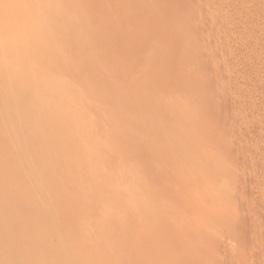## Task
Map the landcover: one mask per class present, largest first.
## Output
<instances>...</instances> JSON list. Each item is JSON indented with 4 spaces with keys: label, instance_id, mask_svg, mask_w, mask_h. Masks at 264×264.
<instances>
[{
    "label": "bare ground",
    "instance_id": "bare-ground-1",
    "mask_svg": "<svg viewBox=\"0 0 264 264\" xmlns=\"http://www.w3.org/2000/svg\"><path fill=\"white\" fill-rule=\"evenodd\" d=\"M109 2L112 3L111 0ZM141 3L142 1L136 3V6L139 7ZM180 3L192 11L187 8V13L186 8L181 5L186 15L183 13V16H177L181 18H178L180 22H194V16L198 18L196 24L191 23L194 28L203 16L206 17L203 25L208 22L209 12H205L207 9L202 12L203 7H198L202 12L199 11L200 16L205 12L199 18L198 4L195 5L194 0L191 3L190 0ZM103 4L105 0L96 2L92 4L94 7L91 5V9L85 0H0V264H203L206 258H215L224 251L226 253L228 243L232 245L237 240L235 235L238 237L240 234L239 226L235 227L236 231L233 233L230 223L235 221L237 225L243 224V208L240 205L244 204L246 197L242 187L245 182L244 169L240 166L243 163L232 165H236V168L229 172L231 166L226 170L229 163L232 164L230 154H227L229 150L224 153L225 149L222 147L224 151L219 152L221 149H217V152L215 147L213 152L209 151L210 147H220L218 141L213 139L216 129L203 132L204 129L200 128L205 125L206 122L202 121L210 116V110H205L204 106L202 113L198 109L200 106H195L191 98L195 99V93L198 92L205 96V101L211 107L223 104L226 109L223 111L229 112L232 109L241 126L250 121L249 118V121L245 119L247 117L240 109V104L244 103L242 95L249 92V88L256 90L257 93H251L252 100L250 98L249 102H245L263 107L264 80L259 75L255 79L252 76H242L241 73L238 75L236 69V72L233 71L235 62L233 65L224 64L227 61L224 55L231 56L233 48H238L240 44L235 45L236 47L232 45L227 54L222 53L223 57L221 53L220 58L217 54L214 55L219 58L217 63L216 57H211L213 54H209L206 61H197L199 52L194 51L197 44L187 32L192 31L196 36L195 29L202 24L200 22L194 30L190 24L184 25L181 22L184 28L190 27L191 30L187 31L178 25V20L176 25L173 24L174 21L171 22L174 27L178 25L179 31L183 28L184 34L189 35L184 37L180 33V36L185 39L191 37L188 39L190 42L186 41L187 44L194 43V52H190V56L187 55L186 58L185 55L183 58L179 56L177 60H173V56L165 57L170 44V47L175 45L181 48L185 41L183 42L184 38L179 36L178 31L179 39L183 38L182 42L178 43L180 45H172V39L177 38L175 33L178 29L174 28V31L171 24L170 28L174 32L170 30L167 38L172 33L175 38H170L172 43L169 41L168 45L167 42H161L160 45L159 41L165 37L164 32L168 27L161 23L164 27L161 26L160 29L165 30H155L164 35H160L158 42L149 41L148 38L147 43H138L141 39L138 41L130 38L135 43L137 52L120 59L121 54L119 57L118 53L106 50V45L120 40L113 41L104 35L119 30L123 25L127 31L136 24L138 17L135 18L134 15L125 20V14L121 15L115 10L117 14L108 17L111 18L109 25L94 26L92 17L95 15L88 16L83 10L100 9L105 7ZM161 11L163 13V9ZM209 18L212 19L211 22H219L220 19L217 15ZM73 28L76 30L71 32ZM200 28L204 30V27H199L197 32ZM94 36L98 38L96 46L94 43H87ZM156 36L157 34L155 39L158 38ZM72 39L78 42L75 46L84 51L81 50V55L85 53V57L71 53L69 50L72 48L64 45L66 40ZM154 42L157 45H152ZM187 44L183 47L185 50L192 45ZM202 46L200 45L203 50L209 45ZM224 46L227 50L231 45ZM146 47L157 48L159 52H154L155 49L146 52ZM161 48L167 49L164 51ZM202 52L199 54L202 55ZM175 54L178 56L179 52ZM70 60L72 62L69 63ZM107 65L114 70V77L102 70ZM128 69L130 78L123 76ZM238 76L242 77L237 78ZM236 78L238 85H234L240 88L237 91L240 95L231 91ZM225 88L228 91L225 93L224 90L222 94L220 90ZM210 93L216 95L211 96ZM194 94L195 97L192 96ZM203 100L204 98L201 99ZM136 101L143 103L134 105ZM205 101L203 102L207 103ZM97 102L102 106L94 105ZM227 106L230 108H226ZM121 111L128 118L140 116V119L137 122L133 118L129 121L126 117L119 119L117 114ZM260 117H257L256 122H252L250 117V129H254L256 123H261L264 113ZM219 118L214 119L216 121ZM132 122L138 126L150 125L154 129L148 132L146 127L136 128ZM121 126H126L124 129H127L130 139L135 140L133 142L138 146L136 143L129 145L133 151L119 150L120 155L112 163L111 159L102 158L106 155L103 149L111 150L119 142L121 144V141H126L115 139L117 134L114 135V130L117 128L118 131ZM234 126H231L230 133L233 128L237 130ZM222 128L224 130V126ZM220 129L218 128L221 134ZM241 133L243 134L238 130L231 134L229 140L234 147L242 140ZM126 144L128 146V140ZM228 148L232 151L231 146ZM134 155H146L147 160L144 163L138 162L139 160L133 162V159V163L128 166L126 163V166H121L124 159ZM149 162L154 167L144 169ZM262 162L264 166V160ZM232 172L236 173V177ZM158 173L165 177L157 178ZM178 186L183 188L179 187L178 190ZM181 202H187L186 206ZM49 215L52 217L46 220ZM165 223L166 227L162 225ZM161 245L166 247L162 249ZM220 259L213 263L211 259L208 264H232V261L226 263L227 261L222 262ZM240 262L239 259L236 263Z\"/></svg>",
    "mask_w": 264,
    "mask_h": 264
},
{
    "label": "rangeland",
    "instance_id": "rangeland-1",
    "mask_svg": "<svg viewBox=\"0 0 264 264\" xmlns=\"http://www.w3.org/2000/svg\"><path fill=\"white\" fill-rule=\"evenodd\" d=\"M95 1V2H94ZM99 1H103V0H85V2H86V4H87V6H88V8H89V6L91 7V5L92 4H94V3H96V2H99ZM110 0H105V4H103L105 7H103L102 6V8H94V10H90V9H86V10H83V13L84 14H87L88 16H93V15H95V16H93L92 18H93V22H92V25H94V26H97V27H100V26H106V25H109V23H111L110 22V20H111V18H108V17H110L111 16V14H117L118 12L121 14V15H123V14H125V16L123 15V17H124V19L126 20L127 18H130V17H134V15H135V18L136 17H138L139 19H140V21H139V19L137 18V22H136V24H134L130 29H128V30H130V31H128V32H130V33H128L127 31H126V29L127 28H125L126 26L125 25H123V26H121L120 28H119V30H117V31H115V32H113V31H110L108 34H106V35H104V37H107V38H112L113 39V41L114 40H120L119 42H117V43H115L114 44V42H113V44H112V42H111V44L112 45H110L109 44V46L108 45H106V50H108V51H110V52H112V51H114V53H118L119 54V57H120V54H121V56L122 57H120V59H123V58H128L130 55L129 54H133V53H135V52H137V49H136V46H134L135 45V43H133V41L130 39V38H134V39H136V40H138L139 41V39H141L140 41H142V42H138V43H143V42H145V43H147V41L149 40V41H151V40H154V41H156V42H158L159 41V39H161V38H159V37H161V36H164V35H162V34H158L157 33V31L155 32V30H157V29H159L160 31L161 30H165V29H160L161 28V26H162V28L164 27V26H166V25H168V27L166 28L167 30V32L165 31L164 33H166L165 34V37H163L160 41H159V44L161 43V42H163V43H165V42H167V44L166 45H168V42L170 41L171 42V39L172 38H175V35L177 34V32L179 31V27H178V25L179 26H183V28L185 27L184 25H187V24H190L189 26L191 27V26H193V30L195 29V28H197L198 26L197 25H200V23H202L199 27H204V30H202L201 28H200V31L199 32H197V29H199V27L197 28V29H195V31L198 33H196L195 32V35L196 36H194V32H192V31H189V32H187V34H189V35H191V36H193L192 38H194V43L195 44H197L196 45V49L194 50V43L192 44V42L191 43H189V44H192V45H190V47H187V49L185 50L184 48H185V46H186V44H187V40L188 39H190V38H188V39H185L184 37H188L189 35H185L184 34V32L182 31V29H181V31H179L178 33H179V36H180V33L184 36H182L183 38V42L185 41V43H184V46L182 45V46H180L181 48H179V46H171L170 47V42H169V47H168V49L167 48H165V49H167L168 50V52H166V54H165V57H175L173 60H177L178 58H180L179 56H182V58H183V56L185 55V58H186V56L187 55H189L190 56V54L191 53H193L194 51L195 52H199L200 53V51H203L202 53L205 55V53H206V55L204 56L203 54V56L201 55V54H199V53H197V61H199V62H202V61H206V58H208V56H209V54H210V56L213 58V56L214 55H218V57L220 58V53L222 54L223 52H224V54H227V52H229V48H231L232 47V45H238V44H240V46L238 45V48H233V51L232 52H234V53H232L231 54V56H228L227 57V55H224L226 58H225V60L227 59V61H225L224 62V64H227V65H233V63H234V67H233V71H235L236 72V70H237V72H238V75H240L239 73H241V75L242 76H247V77H250V76H252L253 77V79H255V77L257 78V76L259 75V78L260 79H262V80H264V0H207V1H212L211 2V4L209 3V2H207L206 0H202V3H201V0H198V2H197V0H196V2H195V0H194V4L195 5H197V9H198V7L199 8H201V7H203V8H201V11L203 12V11H205L206 9V11L205 12H209V14H210V16L209 17H211V16H213V15H217V18L218 17H220V19H219V22L217 23L216 21H213V22H211L212 21V19L211 18H209V17H207L209 20H208V22H206V24H204L203 25V22H204V19L206 18L205 16H203L201 19H199L198 20V24L195 26V28H194V25H192L193 23L194 24H196L197 23V17H193V18H196V19H194V20H196V21H194V22H191V23H188V22H190V21H186L187 23H185V22H183L182 20H181V22H183L184 23V25H183V23L182 24H180L181 22L179 21V19H181V18H179V17H181L180 16V14L183 16V13H184V15H186V13H185V11L187 12V8L185 7V6H187V4H186V2H184L185 4V6L184 5H182L183 3H180V2H183V1H186V0H182V1H180V0H149V3H148V1L147 0H144L145 1V3H144V1L143 0H139L140 2L142 1V3H144V4H139V7H138V5L136 6V3H140L138 0H136V2H135V0H114V2H113V0H111V2L112 3H110L109 2ZM119 1V2H118ZM122 1V2H121ZM129 3H128V2ZM133 1V2H132ZM138 1V2H137ZM157 1V2H156ZM180 1V2H179ZM188 1V0H187ZM203 1L205 2L204 4H203ZM126 2V3H125ZM163 2V3H162ZM169 2H171V4L169 3ZM176 2V3H175ZM191 2H193V0H190V3ZM217 2V3H216ZM117 4V6H116V4ZM119 3V4H118ZM127 4V5H124V4ZM131 3V4H130ZM154 4V5H152V4ZM166 3H168L167 5H166ZM174 3V4H173ZM197 3V4H196ZM209 3V4H208ZM122 4V5H121ZM129 4V5H128ZM134 4V5H133ZM157 4H159V5H157ZM199 4L200 5H202V6H199ZM207 4V5H206ZM217 4V5H216ZM120 5V6H119ZM132 5V6H131ZM143 7H142V6ZM163 5V6H162ZM173 5V6H172ZM174 5H175V7H174ZM181 5L182 6H184L186 9H185V11H184V7H181ZM208 5H210V6H208ZM212 5V6H211ZM121 6H122V8H121ZM135 6V7H134ZM155 6V7H154ZM159 6V7H158ZM205 6H207L206 8H205ZM92 7H94L93 5H92ZM92 7H91V9H92ZM126 9H125V8ZM132 7V8H131ZM140 7H141V9H140ZM156 7H158V8H156ZM163 7V8H162ZM168 7H169V9H168ZM215 7V8H214ZM72 8V7H71ZM119 8H121V10L119 11ZM155 8H156V10H155ZM140 9V10H139ZM154 9V10H153ZM158 9H160L159 10V12H157L158 11ZM163 9V13H162V10ZM165 9V10H164ZM171 9V10H170ZM173 9V10H172ZM177 9H178V11H177ZM188 9H190V8H188ZM72 10V9H71ZM73 10H76V9H74L73 8ZM72 10V11H73ZM96 10V11H95ZM115 10H116V12H115ZM125 10V11H124ZM182 10H183V12H182ZM216 10H217V12H216ZM71 11V12H72ZM91 11V12H90ZM124 11V12H123ZM137 11V12H136ZM161 11V12H160ZM170 11V14L168 13ZM173 13H172V12ZM190 11H191V9H190ZM199 9H198V13H197V15L199 14ZM200 11V12H201ZM210 11H211V13H210ZM215 13H213V12ZM74 12V11H73ZM142 12V13H141ZM149 12V13H148ZM175 12V13H174ZM192 12V11H191ZM201 12V13H202ZM205 12H204V14H201V16L202 15H205ZM89 13V14H88ZM93 13V14H92ZM139 13V14H138ZM154 13L156 14V15H154ZM188 13V12H187ZM190 13V12H189ZM149 14V15H148ZM168 14V15H167ZM222 14V15H221ZM142 15V16H141ZM144 15L145 16H147L148 15V17H144ZM160 15V16H159ZM164 16V18H160V17H163ZM196 15V16H197ZM226 15H228L227 16V18H226ZM168 16V17H167ZM177 16H179V17H177ZM189 16V15H188ZM188 16L186 17V19L188 18ZM200 16V14L198 15V17L200 18L201 17ZM206 16H208L207 14H206ZM221 16H222V20H221ZM230 16H232V17H230ZM105 17V18H104ZM151 17V18H150ZM169 20V21H167V19ZM185 17V16H184ZM205 17V18H204ZM95 18V19H94ZM150 18V19H149ZM157 18V19H156ZM173 18V19H172ZM176 18V19H175ZM179 18V19H178ZM192 18V17H191ZM192 18V19H193ZM143 19V20H142ZM149 19V21H147ZM161 21H159V20ZM162 19V20H161ZM165 19V20H164ZM170 19H172V20H170ZM185 19V20H186ZM189 19H190V17H189ZM192 19H191V21H192ZM228 19V20H227ZM97 20V21H96ZM106 20H107V22H106ZM164 20V21H163ZM179 21V23H178V25H177V27H174L173 26V24H175V22L176 21ZM202 20V21H201ZM138 21H139V24H138ZM163 21V22H162ZM174 21V23L172 24L171 22H173ZM207 21V20H206ZM224 21V22H223ZM109 22V23H108ZM150 22H152L151 24H150ZM154 22V23H153ZM200 22V23H199ZM222 22V23H221ZM145 23V24H144ZM146 23H148V24H146ZM161 23H163V25L161 24ZM167 23H170V25L169 24H167ZM177 23V22H176ZM205 23V22H204ZM138 24V25H137ZM143 26H142V25ZM161 24V25H160ZM171 24H172V29L175 31V29L174 28H177L178 30H176V33H175V35H174V33H172L174 36L173 37H171L172 36V34H169V37L167 38V36H168V33H171V31H172V29L170 28L171 27ZM217 24V25H216ZM227 24V25H226ZM136 25V26H135ZM151 25H152V27L154 26V28H152L151 27ZM159 25V26H158ZM176 25V24H175ZM207 25V26H206ZM206 26V27H205ZM158 27V28H157ZM186 27H188V26H186ZM190 27H188L189 29H187V28H184L183 30H191L190 29ZM210 29H208V28ZM211 27V28H210ZM227 27V28H226ZM192 28V27H191ZM123 29V30H122ZM219 29V30H218ZM74 30H76V28L74 29H72L71 30V32L72 31H74ZM134 30V31H133ZM144 30H147V31H145L144 32ZM152 30V31H151ZM154 30V31H153ZM171 30V31H170ZM214 30V31H213ZM123 31V32H122ZM159 31V33H163V32H160ZM170 31V32H169ZM174 31H172V32H174ZM185 31V32H186ZM71 32H69V33H71ZM132 32V33H131ZM134 32H137V33H134ZM149 32V33H148ZM126 33H128V34H126ZM145 33V34H144ZM193 35H192V34ZM130 34V35H129ZM137 34H139L138 36H137ZM141 34V35H140ZM150 34V35H149ZM153 34V35H152ZM157 34V36H156V38L158 39H155V35ZM204 34H205V36H204ZM147 35H149V36H147ZM159 35V36H158ZM161 35V36H160ZM200 35V36H199ZM109 36V37H108ZM127 36V37H126ZM143 36V37H142ZM179 36H178V34L176 35V39H172V41H173V43H172V45L174 44V43H179L180 42V44H181V42H182V39L180 40L179 39ZM180 36V37H181ZM204 36V37H203ZM95 37V36H94ZM93 37V39H95V40H91V41H88L87 43H90V45L91 44H93V45H95V43H97V41H98V38H94ZM117 37V38H116ZM129 37V38H128ZM150 37H152V39L150 38ZM125 38V39H124ZM149 38V39H148ZM154 38V39H153ZM166 39V41H165V39ZM171 38V39H170ZM91 39V38H90ZM89 39V40H90ZM145 39V40H144ZM148 39V40H147ZM167 39H168V41H167ZM178 39L180 40V41H178ZM200 39V40H199ZM162 40H164V41H162ZM175 40H177V42L175 41ZM67 42H65V44L64 45H66L67 44V47L69 46L70 48H72L71 50H69L71 53H74L75 55H77V56H79L80 57V55L81 54H83V53H81V50L82 49H80L79 50V47L78 48H76V42L77 41H75V40H66ZM94 41V42H93ZM175 41V42H174ZM189 41V40H188ZM192 41V40H191ZM196 41V42H195ZM204 41H205V43H204ZM237 41V42H236ZM130 42H131V45H130ZM156 42H154V44H152V45H157V43ZM190 42V41H189ZM202 43V44H200V43ZM208 42V43H207ZM217 42V43H216ZM242 42H243V44H242ZM74 43V44H73ZM78 43V42H77ZM86 43V44H87ZM156 43V44H155ZM221 43V44H220ZM235 43V44H234ZM180 44H178V45H180ZM189 44H187L188 46H189ZM209 45L208 47L210 48H203V50L201 49L202 47H204V46H202V45ZM213 44V45H212ZM218 44V45H217ZM242 44V45H241ZM70 45H72V47L70 46ZM151 45V47H153ZM160 45H162V44H160ZM200 45L202 46V47H200ZM217 45V46H216ZM224 45H228V46H230V47H227V50H226V47L224 46ZM73 46H75V48H73ZM96 46V45H95ZM211 46H213V47H211ZM220 46H222V47H220ZM233 46V47H234ZM68 47V48H69ZM135 47V48H134ZM149 48L148 49V47H146V48H144V50L147 52L148 50H149V52H152L154 49V52H159L158 51V49L157 48ZM179 49H178V48ZM184 47V48H183ZM193 47V48H192ZM220 47V48H219ZM236 47V46H235ZM159 48V47H158ZM197 48H199V49H197ZM153 49V50H152ZM160 49V48H159ZM161 49H163V48H161ZM165 49H163L164 51H165ZM192 49L194 50V51H192ZM215 49V50H214ZM218 49V50H217ZM222 49V50H221ZM234 49H236V50H234ZM132 50H134V52L132 51ZM136 50V51H135ZM143 50V53H145V51ZM166 50V51H167ZM225 50V51H224ZM126 51H128L127 52V54H126ZM162 50H160V52H161ZM183 51V53H180V52H182ZM184 51H188V52H184ZM213 51V52H212ZM82 52H84L83 50H82ZM171 52H172V54H171ZM175 52L176 53H178L179 52V54H178V56H177V54H175ZM191 52V53H190ZM205 52V53H204ZM186 53V54H185ZM207 53H208V55H207ZM168 54H169V56H168ZM182 54V55H181ZM124 55H127L128 57H126V56H124ZM216 55V56H217ZM82 56H84L85 57V53H84V55H81V57ZM124 56V57H123ZM216 56H214V57H216ZM222 57H223V54L221 55ZM237 56V57H236ZM172 57V58H173ZM188 57V56H187ZM201 57V58H200ZM218 57H216V63H217V61H218ZM236 58V59H235ZM118 60H120L119 58H117ZM211 59V58H210ZM118 60H116V61H118ZM208 60V59H207ZM70 62H72L71 60L69 61V63ZM68 63V62H67ZM218 63H220V62H218ZM219 65V64H218ZM221 65V64H220ZM133 66V64L130 66V68ZM105 67H107L105 70L104 69H102L104 72H106V74L107 75H109V76H111V77H114V72H112V71H114L113 69H112V67H110V66H105ZM258 68V69H257ZM236 69V70H235ZM108 70H110V71H108ZM112 72V73H111ZM110 73V74H109ZM254 74V75H253ZM113 75V76H112ZM129 76V78H130V76H131V73H130V70L128 69V70H126V71H124V73H123V76ZM263 75V76H262ZM242 76H238L237 78H241ZM234 79L235 81L237 80L238 81V79ZM98 78H96V80H97ZM93 80H95V78L93 79ZM261 80V81H262ZM235 81H233L234 83H233V86H234V88L235 89H237V90H235L234 88H233V86H232V88H231V91L233 92V93H237V95H240V94H238L239 92H237L238 91V89H240V88H237L236 86L238 85V83H237V81L235 82ZM234 84H237V85H234ZM207 88H209L210 89V87H207ZM209 89H208V91H209ZM250 90H248L249 92H246L245 93V95L243 94L242 95V97H243V100H244V103H241V104H244V105H241L240 104V106L242 107V108H240L239 107V105L237 106L238 107V109L240 108L241 109V111L242 112H244V113H242V114H244V116L245 117H247V118H245V119H250V121H252V122H256L257 120V117H260V115H262V113H264V106L263 107H260L259 105H254V104H251V103H246V102H249V99L251 98V97H253V96H251V93H254V92H256V90L254 91V89H251V88H249ZM225 90V91H224ZM233 90H235V91H233ZM253 90V91H252ZM170 91V90H169ZM221 91V93L223 94V91L225 92V93H227V91H228V88L226 89H221L220 90ZM240 91V90H239ZM258 91V90H257ZM104 91H102V93H103ZM105 94L107 93L106 91L104 92ZM198 93V92H197ZM195 93L196 94V97H195V94L194 95H192L193 97H195V99H193V98H191L190 96V98H191V101H193L194 102V104H195V106L196 105H199L200 107L198 108L202 113L204 112V109L205 110H210V116H208L207 117V119L206 120H208V119H210V121L208 120V122L205 120H203L202 122H206V123H201V125H204V126H201L200 128L203 130V132H207V131H210L211 132V130L213 129V130H215V132L216 133H214V140L215 141H218L217 143H219L220 144V147L219 148H217V146H213V148L212 147H210L209 148V151L211 152H213V150L215 149V147H216V149H215V151H217L218 152V150H220L219 152H223L224 151V149H225V151H224V153L227 151V150H229V152L227 151V154H230V158H231V161H232V164L231 163H229L230 165L226 168V170L230 167V169L228 170L229 172H231L232 170H233V168L235 167L236 168V165L233 167L232 165H234V164H237L238 162H240V163H243V164H240V166H243V168L242 169H244L243 170V173H244V180H245V182H244V186H242L243 188H244V190H245V195L244 196H246V197H244V201H243V203L244 204H240L241 206H242V208L243 209H241V211H242V222H243V224H240V225H237V222H235V221H232L230 224H231V227H232V229H233V233H234V231H236V228L235 227H237V226H239V230H241L240 231V234H239V236L237 237V235H235L236 236V239L237 240H235L234 242H232V245H231V243H228L229 244V249H227L228 250V252H227V250H226V253H225V251L223 252V253H220L219 254V256H217V257H209L208 259L206 258V260H204V262H203V264H206V262H207V264L208 263H210L211 261V263H213V262H217L216 260H218V259H220V261H227L226 263H231V261H232V264H264V189H262V188H264V187H262L263 185H264V166H262V161L264 160V119H259L260 121H261V123L259 122V124H257L256 123V125L254 126V127H252V128H254V129H250V126L252 125H249V123H252V122H250L249 121V119H248V123H243V124H241V126L238 124L239 123V119L237 118V117H235L234 116V114L232 113V109H230L229 110V112H228V110L227 111H223V110H226V109H224V107L225 106H223V104H219V105H217L216 104V107H214V106H210V104L207 102V101H205V100H207V99H205V96L203 95L202 96V94L200 95V93ZM257 93V92H256ZM199 95V96H198ZM210 95L212 96V95H216V94H214V93H210ZM249 95V96H248ZM207 97V96H206ZM209 97V96H208ZM207 97V98H208ZM190 98H188V99H190ZM199 98H200V100H199ZM202 98H204V100L203 101H205V102H207V103H204L203 101H201V99ZM196 100V101H195ZM251 100H252V98H251ZM190 101V100H189ZM201 101V103H199V102ZM246 101V102H245ZM140 102V103H139ZM136 101V102H134V105H140L141 103H143V102H141V101ZM198 104H197V103ZM203 103V104H202ZM246 103V104H245ZM97 104V107H98V105L100 106L101 104L100 103H94V105H96ZM202 104V105H201ZM209 104V105H208ZM249 104H251V105H249ZM120 105V104H119ZM208 105V109H206V106ZM221 105V106H220ZM254 105V106H253ZM102 106V105H101ZM202 106V107H201ZM205 106V107H204ZM219 106V107H218ZM203 107H204V109H203ZM223 107V108H222ZM229 106H227L226 108H228ZM236 107V108H237ZM212 110H211V109ZM230 108V107H229ZM202 109V110H201ZM215 109V110H214ZM218 109V110H217ZM259 110H260V112H259ZM198 112V113H201V112ZM216 111V112H215ZM250 111V112H249ZM123 111H121L120 113H118L117 115H118V118L120 119L121 117H126V115L124 116V114L122 113ZM212 112V113H211ZM227 112V113H226ZM234 112V111H233ZM262 112V113H261ZM230 113H232V114H230ZM245 113H248V114H245ZM120 114H121V116H120ZM215 114H217V115H215ZM220 114V115H219ZM215 115V116H214ZM219 115V116H218ZM227 115V116H226ZM89 116V115H88ZM226 116V117H225ZM235 117V118H233V117ZM253 116V117H252ZM117 117V116H116ZM116 117L114 118V119H116ZM140 116H136V117H132L133 118V121H138L140 118H139ZM216 117L217 118H219V119H217L216 121H215V119H216ZM252 118V120H251V118ZM127 119H128V121L129 120H131L132 118L130 117V118H128V117H126ZM125 118V119H126ZM213 118V119H212ZM215 118V119H214ZM227 118V119H226ZM254 118H255V120H254ZM261 118V117H260ZM262 118H264V117H262ZM122 119H124V118H122ZM222 119H224V120H222ZM234 121H233V120ZM112 119H110V121H111ZM228 120V121H227ZM231 120V121H230ZM235 120H236V122H235ZM122 121H124V120H122ZM127 121V120H126ZM214 121V122H213ZM217 122H219L220 124H218ZM221 122H223L224 124H222ZM234 123V125L235 124H237V125H232L233 123ZM238 122V123H237ZM134 123L132 122V125H133ZM148 124V123H147ZM218 124V125H217ZM135 126H136V128L138 127H140V128H142V126L144 125V124H139V126L138 125H136V124H134ZM149 125V124H148ZM214 125V126H213ZM221 125H223L224 126V130H223V126H221ZM217 126V127H216ZM228 126V127H227ZM234 126V127H236V131H235V129L233 128V132L232 133H234V132H238V130L239 131H242L243 132V134L241 133V135L243 136H241L242 137V140H243V142H242V140H240L239 142H238V146L235 144V147H234V144L232 143V141H230L229 139H230V137H232V133H230L231 131H232V127ZM122 128H118V131H117V128H116V130H114V135H116L117 134V136H115L116 138L115 139H119L120 138V140H126V141H124V142H126L127 143V140H128V142H129V144H128V146H127V144L126 143H124L123 141H121V144H120V142H119V145H115L113 148H111V150H110V148L108 149V148H104L103 150L105 151V153H106V155L104 154L103 156L105 157H103L102 156V158L103 159H111V162L112 163H114V162H116V160L114 159V158H116L118 155H120V151L119 150H121V149H127V151H133L132 150V148H130L129 147V145L130 146H133V145H135V143L133 142V141H135V140H132V139H130L131 138V136H129V133H127V129H124L126 126H121ZM133 127V126H132ZM146 127V128H145ZM143 126V128H145V130L146 131H148V132H152L153 131V129L154 128H151V127H153V126ZM148 127V128H147ZM149 127H150V129H149ZM220 127H221V129H220ZM230 127V128H229ZM240 127V128H239ZM139 128V129H140ZM218 128L220 129V130H222L221 132V134H220V132H219V130H218ZM245 128V129H244ZM148 129V130H147ZM152 129V130H151ZM207 129V130H206ZM211 129V130H210ZM229 129V130H228ZM242 129V130H241ZM249 129V130H248ZM126 130V131H125ZM136 130H138V129H136ZM245 130V131H244ZM117 131V132H116ZM219 133H218V132ZM226 132L225 134H223L224 132ZM230 131V132H229ZM126 132V133H125ZM129 132V131H128ZM214 132V131H213ZM229 133V135H226V134H228ZM256 133V134H255ZM220 134V135H219ZM232 134V135H231ZM262 134V135H261ZM128 135V136H127ZM219 135V136H218ZM231 135V136H230ZM246 135V136H245ZM248 135V136H247ZM263 136V137H261V136ZM125 136V138L123 139L122 137H124ZM127 136V137H126ZM222 136H223V138H222ZM128 137H129V139H128ZM216 137V138H215ZM217 137H218V139H217ZM220 137V138H219ZM226 137V138H225ZM253 138V139H251V138ZM258 138V139H257ZM260 138V139H259ZM220 139V140H219ZM221 139L224 141V143H223V141H221ZM130 140V141H129ZM254 140V141H253ZM257 140V141H256ZM229 141V142H228ZM123 142V143H122ZM131 142H133V144H130ZM247 142H248V144H247ZM252 142H254V143H252ZM243 143V144H242ZM229 144H231V145H229ZM253 146H252V145ZM258 144V145H257ZM262 144V145H261ZM125 145L127 146V147H125ZM136 145H137V143H136ZM225 145H229L228 147H230L231 146V150L232 151H230V149L227 147V146H225ZM242 145V146H241ZM138 146V145H137ZM139 146H142V144L141 145H139ZM219 146V145H218ZM233 146V147H232ZM246 146V147H245ZM259 146V147H258ZM262 147V149H261V147ZM116 147H118L119 149H117ZM125 147V148H124ZM135 147V146H134ZM224 149H223V148ZM130 148V149H129ZM228 148V149H227ZM232 148H234V149H232ZM245 148V149H244ZM256 148V149H255ZM106 149V150H105ZM107 149H108V151H107ZM113 149V150H112ZM116 149H117V151H116ZM218 149V150H217ZM102 150V151H103ZM115 150V151H114ZM244 150V151H243ZM261 150V152H259ZM239 153H238V152ZM243 151V152H242ZM114 152V153H113ZM115 152H116V154H115ZM121 152H122V150H121ZM108 153V154H107ZM261 153V154H260ZM111 154L113 155V156H111ZM242 154V155H241ZM244 154V155H243ZM263 155V156H262ZM110 156V157H109ZM241 156V157H240ZM262 156V157H261ZM133 157V158H132ZM138 157V156H137ZM137 157H135V155L134 156H129V158H126V159H124L122 162H121V166H126V164H127V166L130 164V163H133L134 161H137V160H139L138 162H144V161H146L147 160V157H146V155H140L139 157H138V159H137ZM136 158V159H135ZM245 158V159H244ZM252 158H253V160H252ZM257 158V159H256ZM263 158V159H262ZM128 159H130V160H128ZM134 159V160H133ZM247 159V160H246ZM252 160V162H251V160ZM132 160H133V162H132ZM130 161V162H129ZM237 161V162H236ZM245 161V162H244ZM256 161V162H255ZM128 162V163H127ZM126 163V164H125ZM145 163V162H144ZM246 163V164H245ZM248 163V164H247ZM257 163V164H256ZM259 164V165H258ZM261 164V165H260ZM145 165H147V166H144V169H151V168H153L154 166H153V163H151V165H150V162H149V164L148 163H146ZM244 165H246V166H244ZM153 166V167H152ZM262 166V167H261ZM250 167V168H249ZM257 167V168H256ZM232 169V170H231ZM255 169V170H254ZM257 169H258V171H257ZM226 170H225V172H226ZM235 171V170H234ZM255 171V172H254ZM233 173V172H232ZM231 173V174H232ZM256 173V174H255ZM159 174V175H158ZM157 175H156V177L158 178H163V177H165V176H162V174L161 173H158ZM235 174V175H234ZM254 174V175H253ZM217 175V174H216ZM233 175L236 177V173L234 172L233 173ZM232 175V176H233ZM215 176V175H214ZM213 176V177H214ZM233 176V177H234ZM263 176V177H262ZM168 177H170V175L168 174ZM217 177V176H216ZM228 177L229 178H231V176H229L228 175ZM234 177V178H235ZM262 180V181H261ZM263 182V183H262ZM172 185H173V183H172ZM260 185V187H258ZM154 185L152 184L151 185V187H153ZM174 186H176V185H174ZM173 187V186H172ZM183 188V186H178V188ZM180 188L178 189V190H180ZM254 190H253V189ZM256 188V189H255ZM258 188V189H257ZM249 189V190H248ZM262 189V190H261ZM249 192V193H248ZM256 193V195H255V193ZM181 193V192H180ZM248 195V196H247ZM260 195V196H259ZM262 195V196H261ZM183 201V200H182ZM185 202V201H184ZM188 202V201H187ZM187 202H186V204H187ZM183 202H181V204H182ZM246 203V204H245ZM180 204V203H179ZM181 204H180V206H181ZM185 203H183V205H184ZM186 204H185V206H186ZM178 205V204H177ZM208 211H213V210H208ZM217 212V210L215 211V213ZM217 214V213H216ZM52 215V214H51ZM51 215H49V216H47L46 217V220H49V218L50 217H52ZM229 215V214H228ZM228 215H227V217H228ZM244 215L246 216V218H244ZM45 220V221H46ZM167 223V222H166ZM166 223L165 224H162V225H164L165 227H166ZM235 223H236V226H235ZM242 225V226H241ZM164 226H161L163 229H167V228H165ZM242 227V228H241ZM235 228V229H234ZM238 228V227H237ZM237 233H239V232H237ZM243 233H244V235H243ZM242 234V235H241ZM160 237V235L158 236V238ZM157 238V239H158ZM162 238V237H161ZM241 238H243V239H241ZM241 239V240H240ZM231 241H233V240H231ZM162 247H166L165 245H161V248ZM167 247H169V246H167ZM233 248V250L231 249V248ZM157 249H160V248H157ZM163 249V248H162ZM166 249V248H165ZM230 249H231V253L229 254V251H230ZM260 249V250H259ZM161 250V249H160ZM236 250V251H235ZM261 251V252H260ZM233 252V253H232ZM234 252H236V254L234 253ZM243 253V254H242ZM229 254V255H228ZM240 254H241V256H240ZM228 255V256H227ZM238 255V256H237ZM253 255V256H252ZM221 256V257H220ZM225 256V257H224ZM226 256H227V258H226ZM240 256V257H239ZM247 256V257H246ZM249 256V257H248ZM220 257V258H219ZM230 257H232V258H230ZM234 257H235V259H234ZM217 258V259H216ZM225 258V259H224ZM212 259V260H211ZM229 259V260H228ZM231 259V260H230ZM239 259L241 260V262L240 263H236V262H239ZM211 260V261H210ZM233 260H234V262H233ZM209 261V262H208ZM219 261V260H218ZM224 261V262H225ZM247 262V263H246ZM199 264H201L200 262H198Z\"/></svg>",
    "mask_w": 264,
    "mask_h": 264
}]
</instances>
